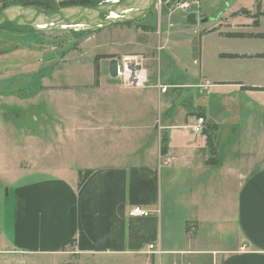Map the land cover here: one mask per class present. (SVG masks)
Masks as SVG:
<instances>
[{
	"label": "crops",
	"instance_id": "0c3cea01",
	"mask_svg": "<svg viewBox=\"0 0 264 264\" xmlns=\"http://www.w3.org/2000/svg\"><path fill=\"white\" fill-rule=\"evenodd\" d=\"M242 2L233 1L217 23L201 28L194 61L203 79L198 86L210 96L240 99L246 106L264 109V38L256 36L264 34V4L256 15V0L238 7ZM245 9L248 14L241 12ZM146 87L133 99L138 100L137 108L153 105V112L142 114L140 108L133 118L144 116L143 122L120 131L115 121L112 129L117 128L108 130L119 141L131 131L144 135L139 151L145 153L134 163L107 161L70 170L65 166L50 178L15 187V244L2 232L0 240L4 237L6 242L0 243V253L52 255L71 247L77 258L96 264L111 256L128 264H264V135L256 147L241 146L239 153L234 148L223 159L219 119L193 107L194 114L161 117L159 127L168 139V150L162 154L153 92L146 91L157 92V85ZM171 104L161 102V116ZM197 117H204L205 128L217 127L214 166L207 164L206 135L181 128ZM235 127L228 128L238 136ZM137 206L152 214L130 217V209Z\"/></svg>",
	"mask_w": 264,
	"mask_h": 264
},
{
	"label": "rangeland",
	"instance_id": "374dc122",
	"mask_svg": "<svg viewBox=\"0 0 264 264\" xmlns=\"http://www.w3.org/2000/svg\"><path fill=\"white\" fill-rule=\"evenodd\" d=\"M35 1L57 9L67 0ZM233 1L166 0L132 24L108 28L31 31L27 27L0 26V235L4 232L8 242L15 244L14 190L18 185L50 178L65 166L70 170L107 161L134 163L137 155L145 153L139 151L146 142L144 135L131 131L125 140L119 141L108 132L112 122L116 121L121 131L122 126L143 122L144 116L140 120L133 118L141 112L140 108L142 114L154 109L151 104L137 108L138 100L133 98L143 95L139 93L142 88L125 87L114 78L115 59L141 55L149 77L145 87L159 82L170 86L166 93L158 88L157 92L146 90L153 92L158 116L154 124L163 134H159L161 141L165 136L164 129L159 127L161 117L183 111L194 114V108L202 107L221 124L218 136L221 158L230 156L234 148L239 153L241 146L256 147L264 135V109L257 104L246 106L240 99L223 100L205 94V89L198 86L203 79L194 63L198 60L201 28L209 22L217 23L219 14ZM242 1L240 8L251 4V0ZM256 1L257 6L264 4V0ZM11 2L16 0H0V9ZM178 2H188L190 9L176 7ZM191 12L197 14V25L187 23L186 16ZM201 19L208 21L201 23ZM98 57L99 84L96 85ZM165 100L172 104L161 116L159 107ZM186 123L189 124L187 119ZM195 124L181 128L189 129ZM230 125L236 126L238 136L230 131ZM109 144L115 146L110 148ZM110 151H116L119 156ZM69 175L70 172L66 177ZM5 238L0 243L6 242ZM77 257L71 247L63 254L52 255L5 252L0 253V264H96L94 260ZM125 260L111 256L101 263L128 264Z\"/></svg>",
	"mask_w": 264,
	"mask_h": 264
},
{
	"label": "water",
	"instance_id": "95a60500",
	"mask_svg": "<svg viewBox=\"0 0 264 264\" xmlns=\"http://www.w3.org/2000/svg\"><path fill=\"white\" fill-rule=\"evenodd\" d=\"M166 0H106L94 6L71 5L57 9L12 5L0 11V26L13 25L34 29L108 28L133 23L150 13ZM116 15L117 17H113ZM188 25H197V14L188 13ZM201 19V23L207 22Z\"/></svg>",
	"mask_w": 264,
	"mask_h": 264
},
{
	"label": "built area",
	"instance_id": "2783aa9c",
	"mask_svg": "<svg viewBox=\"0 0 264 264\" xmlns=\"http://www.w3.org/2000/svg\"><path fill=\"white\" fill-rule=\"evenodd\" d=\"M161 3V2H160ZM182 10H189L190 5L188 2H178L177 6ZM115 63V76L114 78L120 80L125 87H137L143 88L149 81L148 71L145 65V59L141 55H127L119 59L114 60ZM157 88L163 93H166L167 87L161 83L157 84ZM205 128L204 117H198L196 124L190 126L189 130L193 133H202ZM152 213L143 209L142 207H133L129 211L130 217H148ZM154 247L151 245L150 249Z\"/></svg>",
	"mask_w": 264,
	"mask_h": 264
},
{
	"label": "trees",
	"instance_id": "16d2710c",
	"mask_svg": "<svg viewBox=\"0 0 264 264\" xmlns=\"http://www.w3.org/2000/svg\"><path fill=\"white\" fill-rule=\"evenodd\" d=\"M114 2H117L116 0H111ZM101 2L98 0H67L65 2H63L61 4L60 7H66V6H71V5H84V6H94V5H98ZM10 5H21V6H35V7H39V8H45V9H52L50 7V5L47 3H39L38 1L35 0H16V2H11L8 3V5H4L0 11ZM244 14H248V11L246 10H242L241 11ZM260 14V6H258V12L256 15ZM132 23H127L126 25H129ZM3 26H7V25H3ZM1 26V27H3ZM143 28H147L144 27ZM28 30H33V27H27ZM259 38H264V34H260V35H256ZM227 57L230 58H237L240 56L237 55H227ZM258 57H263L262 55H259ZM100 57H98L97 59V63L95 66V72H96V85L99 84V65H98V61H99ZM201 115V114H200ZM216 131H217V127L216 126H211L208 125L206 128H204L203 133L207 136V146H208V150L210 152V158L207 161L208 165H216L218 163V153H217V145H218V140H217V135H216ZM168 150V139L166 136H164V138L161 141V153L162 154H166Z\"/></svg>",
	"mask_w": 264,
	"mask_h": 264
},
{
	"label": "bare ground",
	"instance_id": "6f19581e",
	"mask_svg": "<svg viewBox=\"0 0 264 264\" xmlns=\"http://www.w3.org/2000/svg\"><path fill=\"white\" fill-rule=\"evenodd\" d=\"M117 1V0H116ZM113 17H117L116 15H114ZM78 29H83L82 27L78 28ZM89 29V28H88ZM72 30V29H71Z\"/></svg>",
	"mask_w": 264,
	"mask_h": 264
}]
</instances>
